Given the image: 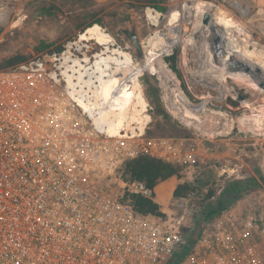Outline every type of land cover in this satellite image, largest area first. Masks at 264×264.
I'll return each mask as SVG.
<instances>
[{"label": "built area", "instance_id": "built-area-1", "mask_svg": "<svg viewBox=\"0 0 264 264\" xmlns=\"http://www.w3.org/2000/svg\"><path fill=\"white\" fill-rule=\"evenodd\" d=\"M224 17L238 25L233 13ZM107 35L101 43L81 34L0 69V264H264V189L211 220L201 207L187 223L186 214L172 222L138 212L131 196L155 195L144 181L120 177L122 195L102 187L140 156L195 173L201 162L185 141L147 134L145 73L139 120L133 103L118 119L114 100L133 85L118 51L134 59Z\"/></svg>", "mask_w": 264, "mask_h": 264}, {"label": "rangeland", "instance_id": "rangeland-1", "mask_svg": "<svg viewBox=\"0 0 264 264\" xmlns=\"http://www.w3.org/2000/svg\"><path fill=\"white\" fill-rule=\"evenodd\" d=\"M257 5L263 11L259 12ZM128 8L145 11L149 36L146 63L152 58L151 52L162 47L165 50L157 56L153 72L143 70L146 63L137 67L128 54L118 51L124 58L122 73L133 85L129 95L123 93L125 100L114 101L122 113L133 103V120H137L142 93L138 77L145 73L141 84L151 108L147 134L181 139L185 147L200 151L196 173L177 164L178 173L155 188L154 200L163 214L157 217L175 222L186 214L189 223L201 207L220 199L236 181L259 183L264 178V90L253 80L225 77L228 72L221 61V42L218 46L211 42L213 32L201 24L203 12L208 10L214 12L217 27L223 28L221 20L235 27V41L246 46L254 57L250 62L264 70V0H0V62L16 57L28 60L47 49L62 47L89 28L83 37L90 34L107 43L110 34L124 48L116 29ZM226 11L234 14L238 25L223 18ZM110 88L111 84L105 89L106 95ZM174 89L194 105L206 103L208 111L195 113L182 101L178 103ZM239 94L245 100L236 106ZM120 177L126 180L123 174L104 181L102 187L122 195ZM184 183H191L194 190L184 198H174L175 188ZM262 189L255 185L242 193L240 200L261 195Z\"/></svg>", "mask_w": 264, "mask_h": 264}, {"label": "trees", "instance_id": "trees-1", "mask_svg": "<svg viewBox=\"0 0 264 264\" xmlns=\"http://www.w3.org/2000/svg\"><path fill=\"white\" fill-rule=\"evenodd\" d=\"M160 10H163L159 7ZM47 48V45H43V49ZM62 47L56 48L60 50ZM25 57H16L3 63L0 62V69L14 66L18 63L25 61ZM125 174L129 175L131 180L144 181L150 187L155 189L156 186L178 173L176 165L166 163L162 160L151 158L148 156H140L134 160L128 162L125 165ZM262 186L264 187V178L262 179ZM260 187L259 183L253 181H236L233 183L226 193L216 201H211L205 205L204 221L215 218L220 212L235 204L238 199L241 198V194L248 192L253 186ZM194 187L191 183H184L178 185L174 192V198H184L189 192L193 191ZM131 199L136 210L142 214H151L155 216H163L160 211V205L153 199L144 198L137 195H132Z\"/></svg>", "mask_w": 264, "mask_h": 264}, {"label": "water", "instance_id": "water-1", "mask_svg": "<svg viewBox=\"0 0 264 264\" xmlns=\"http://www.w3.org/2000/svg\"><path fill=\"white\" fill-rule=\"evenodd\" d=\"M145 11H139L135 8H128L125 13V18L117 27V32L119 37L125 47L132 53L134 62L137 66H143L146 61V55L148 50V43H149V36L147 35L146 28H145ZM148 23V22H147ZM201 24L210 31L217 27V21L213 11H204ZM214 42L216 45L219 44L220 38L219 36H215ZM234 72H244L251 76L255 83L259 86V88L264 90V81L258 80L257 76L261 73L260 68L252 69L250 65L242 63V62H235L232 63L229 67ZM238 101L235 105H239L241 101L245 100V96L242 94L238 95ZM203 221L200 220L198 223V232L200 233L202 230Z\"/></svg>", "mask_w": 264, "mask_h": 264}, {"label": "bare ground", "instance_id": "bare-ground-1", "mask_svg": "<svg viewBox=\"0 0 264 264\" xmlns=\"http://www.w3.org/2000/svg\"><path fill=\"white\" fill-rule=\"evenodd\" d=\"M215 15V14H214ZM220 25V24H219ZM221 25H222V29L221 28H219V27H216L214 30H213V32H214V35L215 34H219V38H220V42H221V45L222 46H220V51H221V54H224V55H222L223 57H222V60H224V61H222V64L223 65H226L227 66V72L228 73H226L225 75V77H233V78H237V79H239V80H241V81H244V82H248V81H255L251 76H249L248 74H245L244 72H233L229 67H230V65L232 64V63H235V62H242V63H245V64H248V65H250L251 66V59L253 60V56H251V52H249L247 49H246V46L245 47H243V46H240V44L239 43H237L236 41H235V37H234V35L232 34V30L233 29H230V28H233L232 26H228V24H225V22L223 21V20H221ZM217 32V33H216ZM234 33V32H233ZM229 34V36H227ZM84 35H87V33L86 34H84ZM82 36H83V34H82ZM216 36V35H215ZM85 37V36H84ZM228 37V39H226ZM225 40V41H224ZM99 41V40H98ZM100 42V41H99ZM220 42H219V44H220ZM223 43H224V46H223ZM218 44V45H219ZM217 45V46H218ZM170 48V47H169ZM171 49V48H170ZM164 50H165V48L164 47H162L160 50H159V52H157V51H154V52H151L150 53V55H151V59L146 63V61H147V57H146V61H145V63H146V65L143 67V66H137L135 63V66H137V67H143V70H149V71H151V72H153V71H156V67H155V65H157L156 64V62H155V60H156V58H157V56H159L160 54H161V52H164ZM121 52H124V51H121ZM222 52H224V53H222ZM124 53H126V52H124ZM127 54V53H126ZM129 55V54H128ZM147 55H148V50H147ZM146 55V56H147ZM259 55V54H258ZM130 56V55H129ZM253 57V58H252ZM263 57V56H262ZM225 59H230V60H227V61H225ZM263 59V58H262ZM134 62V61H133ZM255 62V61H254ZM253 62V63H254ZM255 64V63H254ZM254 64H252L253 66H254ZM255 66H256V64H255ZM252 67L251 66V68L252 69H254V68H257V67ZM258 68H259V66H258ZM261 68V67H260ZM164 71H166L167 69H166V66H163V68H162ZM225 69V68H224ZM142 70V69H141ZM264 70L262 69L261 70V73L260 74H262L263 75V77H259V76H257V79L260 81V80H262V81H264V72H263ZM123 74V73H122ZM127 75H129V73L127 72ZM134 79H136L135 77H134ZM254 83V82H253ZM174 91V94H175V98L178 100V103H180L181 101H182V103H184V106H187V107H189V108H191L195 113H202V112H207L208 110H207V104L206 103H204V104H200V105H194V104H192L186 97H184V95L178 90V89H174L173 90ZM225 96V92H222V97H224ZM181 107V106H180ZM182 108V107H181ZM122 113V112H121ZM122 116V115H121ZM121 116L118 118L120 121H121ZM118 117V116H117ZM186 117H189V116H186ZM120 121H118L117 123L118 124H112L111 125V127H110V132L111 133H117L118 132V130H117V126L119 125V122Z\"/></svg>", "mask_w": 264, "mask_h": 264}, {"label": "crops", "instance_id": "crops-1", "mask_svg": "<svg viewBox=\"0 0 264 264\" xmlns=\"http://www.w3.org/2000/svg\"><path fill=\"white\" fill-rule=\"evenodd\" d=\"M257 6L259 7L260 5H257ZM258 11H259V12L263 11V10L261 9V6L259 7ZM216 33H217V32H216ZM213 34H214V32H213ZM215 35L217 36V34H215ZM218 36H219V34H218ZM227 36H229V35H227ZM226 39H228V37H227ZM224 41H225V40H224ZM221 46H222V45H221ZM223 46H224V43H223ZM222 53H224V52H222ZM222 55H224V54H222ZM222 57H223V56H222ZM227 60H230V59H225V61H227ZM221 61H224V60H221ZM137 94H139V93H137ZM136 100H137V99H136ZM140 103H141V109L144 110V108L146 107L147 102H146V100L143 99L142 93H141V100H140ZM137 112H138V109H137ZM139 112H141V111H139ZM133 113H136L135 110H133ZM120 114H122L121 111L118 113V117L121 116Z\"/></svg>", "mask_w": 264, "mask_h": 264}]
</instances>
